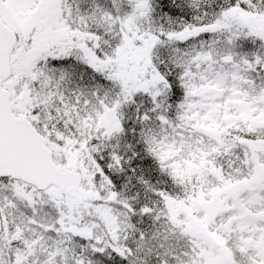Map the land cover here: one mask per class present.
I'll return each mask as SVG.
<instances>
[{
    "label": "snow or ice",
    "instance_id": "6c2138e0",
    "mask_svg": "<svg viewBox=\"0 0 264 264\" xmlns=\"http://www.w3.org/2000/svg\"><path fill=\"white\" fill-rule=\"evenodd\" d=\"M0 264H264V0H0Z\"/></svg>",
    "mask_w": 264,
    "mask_h": 264
}]
</instances>
